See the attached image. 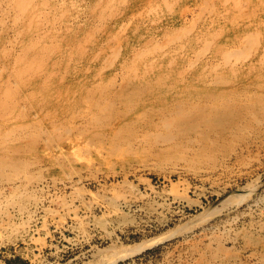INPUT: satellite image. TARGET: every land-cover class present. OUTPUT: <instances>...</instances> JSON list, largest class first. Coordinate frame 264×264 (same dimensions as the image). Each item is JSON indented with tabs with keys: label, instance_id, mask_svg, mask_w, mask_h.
I'll list each match as a JSON object with an SVG mask.
<instances>
[{
	"label": "bare ground",
	"instance_id": "bare-ground-1",
	"mask_svg": "<svg viewBox=\"0 0 264 264\" xmlns=\"http://www.w3.org/2000/svg\"><path fill=\"white\" fill-rule=\"evenodd\" d=\"M0 1L5 4L2 8L5 15L14 12L10 27L6 25L7 19L0 20V183L3 177L6 179L9 177L5 174L11 173V175L24 173V179L29 178L33 181L40 176L42 165L46 164L50 167L52 162H56L58 168L66 169L72 164L68 150L76 145L67 143L74 144L79 138L86 144H94L97 151H99L98 146L101 149H105L106 146L107 151L104 152L111 153L108 157L121 151L120 158H122L123 153L129 151L133 145H142L150 149L154 155L151 157V154L146 156L144 153L142 156L145 155L146 159L154 157L157 160L154 164L173 162L175 165V161H181L188 167L187 169L196 175L203 174V177L205 173L229 174L236 165H247V162H251L255 156L264 153L263 12L259 16H254V13L248 15V12L247 14L245 12L243 22L247 24L229 33L222 42H216L217 36L211 33L210 27L194 31L195 34H192L189 32V25L193 23L182 27L184 22L176 29L172 26L167 27L163 45L157 44L149 49L147 43L151 40H147V37L141 34L137 33L130 39H125L126 43L121 47V40L117 41L113 35L110 36L111 38L109 34L105 35L103 29L99 27L100 23L94 25L96 21L112 18V10L119 0L96 2L86 15V20H89L86 34L84 30L80 31L76 27L78 26L76 23L75 26L66 27V34L60 36L51 34L50 31L46 32L45 27H42L45 24L44 20L50 18L47 9H59L58 2ZM144 1L133 0L127 12L132 14L137 10L140 11L142 4L143 7L150 4L146 1L144 5ZM232 1L237 4L234 5L235 7L239 4V12L244 10L240 5L243 0ZM229 2L231 0H222L221 3L229 4ZM251 3L254 7L259 6L256 7L257 10L264 11V0ZM164 4L168 6L166 0ZM69 5L71 6L72 3ZM203 5L202 8L200 4L201 9L197 7L203 9L202 12L198 11V15L194 13L196 15L194 17L198 16V18L195 20L191 18V21H199V15L203 12L211 13L215 7V0L205 1ZM38 7L39 12L36 11ZM147 7L154 12L153 6ZM188 9L193 12V7ZM93 10L95 13H92ZM228 13L230 14V11L226 10L222 17L229 19ZM119 16L117 15L116 18ZM27 20L39 22L37 23L39 28L29 27L26 25ZM252 20L255 25L251 24ZM68 29L72 32L69 33ZM95 30L101 32L99 39L93 37ZM182 37L183 41H181ZM87 41L90 48L86 46ZM111 41H117L118 45L112 43L113 46L109 47ZM108 48L113 51L111 61L119 57V64L114 65L112 73L107 77H102L104 74L96 77L92 74L91 80H84L86 73L92 69L93 62L108 56L106 52ZM143 49H147L149 53L144 52ZM73 52L79 55L74 56ZM208 52L212 59L209 65L202 60V56ZM150 54L153 57L149 59ZM51 58L56 59L50 60ZM81 62H87V67L81 65ZM72 63L75 66H71ZM104 63L106 65H101L102 67H110L107 63L111 62L104 60ZM62 73L68 76L72 74L77 81L71 82L69 77L64 81L66 77L59 78ZM35 78L37 80L33 81ZM84 143L83 146L87 149ZM82 149L84 152V148ZM143 149L144 147L140 150ZM242 150H246L248 154H244ZM134 152L136 153L137 149ZM130 153L131 151L129 156ZM116 154L118 153L114 155ZM25 185L12 187L14 190L9 193L10 201L22 204L23 197L29 190ZM2 192L0 191V198ZM230 200L227 198L226 202ZM235 201L239 202L237 199ZM2 207L3 204L0 203V210L3 209ZM210 211L215 212V208ZM173 233L133 246H122L123 248L120 249L116 247L114 250L111 247L109 253L105 255L99 253L104 257L99 264H116L166 240ZM229 240L232 242L231 246L226 244ZM191 249L198 255L197 263L194 264H246L239 258L240 250H249L255 257L256 264H264V222L259 223L258 226H243L232 236H229L228 232L227 235L212 234L210 243L202 248L193 243ZM97 261L99 262V259Z\"/></svg>",
	"mask_w": 264,
	"mask_h": 264
},
{
	"label": "rangeland",
	"instance_id": "rangeland-1",
	"mask_svg": "<svg viewBox=\"0 0 264 264\" xmlns=\"http://www.w3.org/2000/svg\"><path fill=\"white\" fill-rule=\"evenodd\" d=\"M54 1L59 3L57 4L59 9H47L50 18L45 19V24L42 26L43 28L45 27L46 32L50 31L51 34L58 36L64 35L67 32L65 31L66 27L75 26L77 23L78 26L76 27L80 31L84 30L86 34V29L89 28V20H86V15L89 14L92 10L91 8L99 0H81L82 2L80 0H75V2L73 0ZM132 1L123 0L122 3L119 0L118 4L115 5L116 7L112 10V18L96 21L94 24L98 25L100 23L99 27L103 29L105 35L109 34V37L113 35L117 41L121 40V47H124L125 39H130L137 33L147 37V40H151L147 43L149 49L157 44L163 45L164 35L167 32L166 28L172 26L176 29L184 22L182 27L193 23L189 25L191 31L188 29L192 34L194 31L197 32L202 28L205 30L210 27L211 33L215 37L217 36L216 42L218 43L226 39L229 33L247 24V22H243L245 12L246 14L248 12V15L254 13V16H259L261 12L264 13V11L257 10L259 6H256V8L251 3L256 0L241 1L240 5L244 10L240 12L239 4L235 7L234 5L237 4L233 3L232 0L229 4H222V0H215L214 10L212 9L211 13L203 12L199 15L200 20L195 22L191 21V18L193 20L198 18V16L194 17L196 16L194 13L198 15V11L202 12L203 9L200 10V4L202 7L204 2L209 0H203V3L202 0H172L173 3L171 0H166L168 6L164 4L165 0H145L144 5L146 1L150 4H146L144 6L145 9L142 4L140 11H135L132 13L133 15L131 12H127ZM161 1L164 2L161 3ZM120 2L122 5H120ZM170 2L172 3L171 6ZM71 3L72 5L70 6L69 4ZM83 3L85 6H83ZM156 4L157 6H155ZM147 6H153L154 12ZM198 6L200 9L197 8ZM4 7L5 4L0 1V20L7 19L5 22L9 26L12 23L11 21H13L11 18L14 12L12 11L5 15L2 10ZM187 7L191 9L193 7V12ZM39 9L38 7L36 11L39 12ZM66 9L69 11L67 12ZM226 10L230 11V14L228 13L229 19L222 17ZM92 13H95L94 10ZM128 13L131 14L132 18ZM117 15L120 16L116 18ZM126 16L128 17L126 18ZM201 17L206 20L204 21ZM51 18L56 22L51 20ZM138 19L139 21H137ZM33 20H27L26 25L31 26V28L34 27L33 29L39 28V22H34ZM253 20L250 22L255 25ZM59 21H61V24H59ZM53 25L55 26L53 27ZM191 26L194 28H191ZM106 27L107 29H105ZM90 30H92L91 26ZM95 31L93 37L97 39L101 32ZM68 32L71 33L72 31L70 32V29H68ZM119 32L121 33L118 34ZM151 34H155V36ZM158 40L161 42L159 43ZM183 40L184 38L182 37L181 41ZM117 41H111L109 47L112 43L117 46ZM88 43L87 41L86 46L90 48ZM87 50L90 51V49ZM143 50L148 52L147 49ZM106 52L108 53L107 57L93 62V67L86 73L84 80H91L93 75L96 77L104 74L102 77H107L112 73L114 65L119 64V57L111 61L110 57H113L111 55L113 51L108 48ZM73 53L74 56L79 55L77 52ZM209 55L211 56L210 52L202 56V60L208 65L211 64L210 61L212 60ZM151 57L153 56L150 54L149 59ZM186 57L189 58L188 56ZM107 58H110V60ZM52 59L56 58H51L50 60ZM104 60L111 62L107 63L110 67H102L106 65ZM83 64L87 67V62H81V65ZM71 66H75L74 63ZM100 66L102 69H100ZM103 68L105 69L103 70ZM62 75L59 78L66 77L64 81L67 80V77L71 78V82L73 80L77 81L72 74L70 76L67 74ZM36 80L37 78L33 81ZM75 142L74 144L67 143L72 146L76 144L75 148L70 147L71 149L68 150L72 167H66L64 170L58 168L55 165L56 162H52L50 167L43 164L40 176L33 181L29 178L24 179V173L19 175L5 174L11 179L3 177L0 183V191L4 192H2L0 198L2 200L0 203L3 204V209L0 210V264H99L104 260V257L99 253L105 255L112 248L118 247L117 249H120L133 246V244L151 241L171 232H174L173 235H169L166 240L120 260L116 264H194L197 263L198 255L196 254L197 252L191 249L193 243L202 248L210 243L212 234L227 235L228 232V235L232 236L237 229H242L243 226H258L259 223L264 222V153L255 156L251 162H247V165H236L232 169L233 172L229 174L208 175L205 173L203 177V174L196 175L193 171L187 169L188 167L181 161H175V165H173V162L159 164L161 167L158 164H154L157 163L154 157H147L146 159L149 154H151V157L154 156L152 151L142 145H133L127 151L128 153L126 152L127 156L123 151L124 155L122 154L123 156L120 158L121 151L115 152L118 153L116 156L114 153L111 157H108L111 153L107 154L108 152H104L105 150L107 151L106 146L105 149H101L98 146L99 151H97L95 149L96 146H93L94 144H86L81 138ZM83 143L87 146V149L83 146ZM89 147H91L93 152ZM143 147L142 152L140 149ZM82 148H84V152L85 150L87 152L84 153ZM136 149L137 152L135 153ZM144 150L149 152L146 153ZM246 150L242 151L247 155L248 152ZM130 151L133 154L130 153L129 156ZM144 153L146 156H142ZM117 155L119 156L117 157ZM87 158L91 160L89 159L88 161ZM67 168L71 169L67 170ZM44 177L45 179H43ZM43 184L45 185L43 186ZM19 185H25L29 189L27 195L23 197L22 204L9 199V193L11 194L12 190H14L12 187ZM235 196H238V198H235ZM227 198L231 199L230 202L228 201L229 203L226 202ZM233 198L239 200V202L236 203L235 199L232 200ZM7 199L9 200L7 201ZM213 208H215V212L210 211ZM9 222H12L11 225ZM237 243L240 246V243ZM226 244L231 246L232 242L229 240ZM239 258L246 264H256L255 257L251 255L249 250H240ZM98 259L99 262H96Z\"/></svg>",
	"mask_w": 264,
	"mask_h": 264
}]
</instances>
